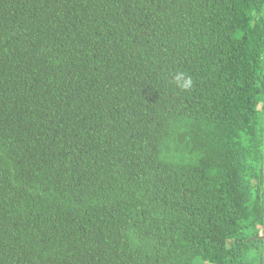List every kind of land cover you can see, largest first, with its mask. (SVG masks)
<instances>
[{
    "label": "trees",
    "instance_id": "trees-1",
    "mask_svg": "<svg viewBox=\"0 0 264 264\" xmlns=\"http://www.w3.org/2000/svg\"><path fill=\"white\" fill-rule=\"evenodd\" d=\"M0 264H264V0H0Z\"/></svg>",
    "mask_w": 264,
    "mask_h": 264
},
{
    "label": "rangeland",
    "instance_id": "rangeland-1",
    "mask_svg": "<svg viewBox=\"0 0 264 264\" xmlns=\"http://www.w3.org/2000/svg\"><path fill=\"white\" fill-rule=\"evenodd\" d=\"M248 111H249V112H253V110H251V109H250V110H247V112H248ZM257 115H258V118L261 120L262 112L260 111Z\"/></svg>",
    "mask_w": 264,
    "mask_h": 264
}]
</instances>
